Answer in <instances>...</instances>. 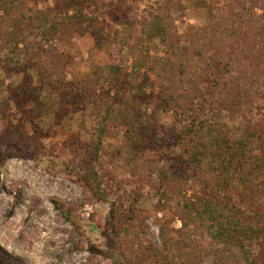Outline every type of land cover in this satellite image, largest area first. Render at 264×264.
I'll return each mask as SVG.
<instances>
[{"label":"rangeland","instance_id":"rangeland-1","mask_svg":"<svg viewBox=\"0 0 264 264\" xmlns=\"http://www.w3.org/2000/svg\"><path fill=\"white\" fill-rule=\"evenodd\" d=\"M230 1L0 0V264L241 258L237 236L228 250L210 223L187 216L185 203L203 188L185 174L175 114L196 99L193 84L209 59L207 48L200 55L209 11L226 13ZM45 19L64 32L48 47L55 58L35 64L28 58L17 73L9 60L25 45L28 53L36 49ZM64 73L85 93L67 97L79 105L58 89L51 94L49 83L66 80ZM110 79L116 86L107 89ZM229 88L230 81L220 82L216 98L230 99ZM243 101L253 115L244 108L222 111L220 124L234 141L249 127L264 136V94ZM253 146L263 153L264 144ZM246 172L254 177L252 166ZM254 182L250 198L241 181L230 180V193L237 206L248 199L264 215V173ZM163 237L173 245L169 251L162 250ZM250 249L251 264H264V237Z\"/></svg>","mask_w":264,"mask_h":264},{"label":"trees","instance_id":"trees-1","mask_svg":"<svg viewBox=\"0 0 264 264\" xmlns=\"http://www.w3.org/2000/svg\"><path fill=\"white\" fill-rule=\"evenodd\" d=\"M48 23V19H45L39 25L34 51L28 53V47L25 45V52L20 49L19 56L9 60L17 73L24 72L29 66L26 60L28 58L31 59V64H35L36 60L51 62L55 58L49 48L56 40L64 37V32L58 24ZM158 25L156 30L163 39L165 29L160 22ZM201 36L200 55L207 48L209 59L206 67L201 69L198 77L200 81L193 84L196 99L191 101L193 104L189 106L184 101L187 108L175 111L181 127L177 147L182 150L185 174L196 176L203 188V195L195 197L194 202L190 200L185 203L184 208L187 210V216L190 217L194 213V217L210 223L216 231L214 238L227 245L228 250H231L234 244L229 240L237 236L243 255L240 259L235 255H227L223 264H251V245L264 237V215L257 214L252 205L247 203L248 199H245L240 207L237 206L230 193V180L248 185L246 198L255 193L254 181L264 173V151L258 153L253 145L255 142L264 144V136L248 133L252 129L249 127L243 139L234 141L220 123L222 111H228L226 109L229 107L244 108L245 116L253 115L247 111L243 101L245 95L264 94V0H231L227 4L226 13L223 14L210 10L209 26L201 32ZM62 57H59L60 60ZM113 66L117 68V65ZM6 71L9 70L6 68ZM64 75L66 80H53L49 83L51 94L58 89L64 99L84 97V91L68 81L67 73ZM223 80L230 81V85L234 87L233 92L229 88L224 93L230 99L216 98L219 94L218 87ZM207 85V92H211L212 100L206 99V93H203ZM112 86H116L113 79L105 83L107 89ZM67 101L72 103L71 105H79L77 100ZM168 103L171 104L172 101L169 100ZM251 106V112H255L257 106L254 103H251ZM248 166L253 167L254 173L251 176L254 177L243 175L247 173ZM214 175L222 179L221 184L211 185L208 176ZM98 192L94 194L97 195ZM182 223L186 226L184 221ZM162 239V250L169 251L173 245L164 237ZM222 257L218 256L215 264H221ZM162 263L179 264L167 257ZM182 264L197 263L185 257Z\"/></svg>","mask_w":264,"mask_h":264}]
</instances>
